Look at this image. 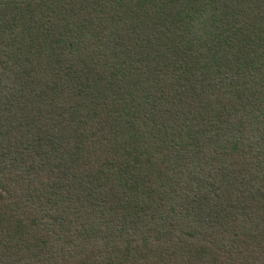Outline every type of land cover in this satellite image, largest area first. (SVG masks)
Here are the masks:
<instances>
[{
    "label": "trees",
    "instance_id": "16d2710c",
    "mask_svg": "<svg viewBox=\"0 0 264 264\" xmlns=\"http://www.w3.org/2000/svg\"><path fill=\"white\" fill-rule=\"evenodd\" d=\"M0 264H264V0H0Z\"/></svg>",
    "mask_w": 264,
    "mask_h": 264
}]
</instances>
